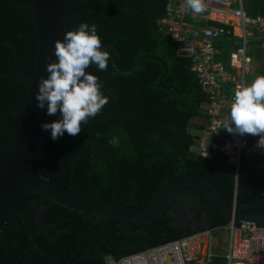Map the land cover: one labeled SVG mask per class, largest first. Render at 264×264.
<instances>
[{
	"label": "trees",
	"instance_id": "obj_1",
	"mask_svg": "<svg viewBox=\"0 0 264 264\" xmlns=\"http://www.w3.org/2000/svg\"><path fill=\"white\" fill-rule=\"evenodd\" d=\"M81 18L70 19L71 30L81 23L97 25L102 44L112 48L120 73L109 56L106 71L87 69L103 83L109 97L100 113L81 125L77 136L50 140L39 171L69 190L132 209L148 208L162 188L181 174H197L214 183L229 206L248 214H264V159L244 155L235 170L225 158L190 157L196 145L188 132L193 119H206L202 106L208 95L191 69V59L179 57L177 45L158 25L170 0H75ZM33 0H0V38L18 48L26 77L35 69L37 36ZM204 26L198 20L189 21ZM28 102L17 80L11 48L0 43V156L16 131ZM115 136L119 143H109ZM29 204L44 205L35 223L40 245L60 255L66 264H105L178 240L196 231L177 228L164 214L152 225L100 219L29 194ZM206 209L207 203L199 198ZM35 217V216H34ZM210 229L228 222L213 216ZM0 264H59L33 246L21 215H16L0 241Z\"/></svg>",
	"mask_w": 264,
	"mask_h": 264
},
{
	"label": "water",
	"instance_id": "obj_2",
	"mask_svg": "<svg viewBox=\"0 0 264 264\" xmlns=\"http://www.w3.org/2000/svg\"><path fill=\"white\" fill-rule=\"evenodd\" d=\"M71 3L80 7L84 2L33 0L37 59L34 72L30 77H26L23 73L17 46L7 38H0V43L8 45L13 52L17 80L26 89L28 96L27 105L23 109L12 140L0 156V241L14 217L21 215L28 228L34 248L40 254L54 259L59 264H66L60 255L43 248L38 242L33 205L27 201L29 194L38 195L60 206L100 219L106 218L144 225H152L164 214H167L171 219L169 213L173 207L177 204L181 207L186 206L190 196L196 194L198 200L199 198L205 200L212 218L216 215L228 223L264 227V214H248L234 209L222 199L214 183L194 173H184L173 178L162 188L153 203L142 210L83 196L75 189L69 190L39 171V165L51 140L49 132L41 130L40 125L56 120L59 114L48 116L44 110L38 109L34 95L39 79L47 76L46 64L56 60L52 52L53 42L62 40L64 33L71 30L70 19L81 18L85 14L75 11ZM170 5L176 6V0H170ZM101 46L109 51L114 67L123 74L133 72L144 60L160 63L164 68V74L159 83V86L161 85L167 72V66L162 60L152 56H143L131 68L125 69L119 65L111 47L103 44ZM178 56L188 58L184 52H178ZM207 108L208 104H204L201 109V113L205 116ZM205 126L206 119L197 118L190 122L188 132L195 143H198L203 136ZM197 153L198 148L193 147L190 157L195 158ZM171 223L174 225L172 219ZM212 223L213 220L204 230L210 229Z\"/></svg>",
	"mask_w": 264,
	"mask_h": 264
},
{
	"label": "built area",
	"instance_id": "obj_3",
	"mask_svg": "<svg viewBox=\"0 0 264 264\" xmlns=\"http://www.w3.org/2000/svg\"><path fill=\"white\" fill-rule=\"evenodd\" d=\"M169 6L159 27L191 59V69L199 85L208 95L206 126L199 142L198 153L204 158L219 155L237 170L240 157L255 155L264 159V150L256 148V140L247 142L240 136L226 134L227 119L236 89L247 85L251 59L247 54L254 33H264V18H250L242 10L241 0H202L205 11L195 14L185 9V0ZM228 18L238 22L241 34L234 41L228 64L217 60L216 42L233 35ZM198 20L204 26L189 21ZM208 23L212 25H207ZM235 209V206H233ZM264 264V227L228 223L226 226L199 230L184 237L120 260L112 257L105 264Z\"/></svg>",
	"mask_w": 264,
	"mask_h": 264
},
{
	"label": "clouds",
	"instance_id": "obj_4",
	"mask_svg": "<svg viewBox=\"0 0 264 264\" xmlns=\"http://www.w3.org/2000/svg\"><path fill=\"white\" fill-rule=\"evenodd\" d=\"M185 9L195 14L205 11L202 0H185ZM97 25L81 23L53 42L54 62L47 63V76L41 77L34 95L36 107L58 118L40 125L55 141L66 134L77 136L81 125L95 118L108 103L99 77L87 71L95 66L108 68L109 51L103 48ZM223 129L234 136L257 137L256 148L264 150V76H256L247 86L234 91ZM117 145L115 136L109 141Z\"/></svg>",
	"mask_w": 264,
	"mask_h": 264
},
{
	"label": "crops",
	"instance_id": "obj_5",
	"mask_svg": "<svg viewBox=\"0 0 264 264\" xmlns=\"http://www.w3.org/2000/svg\"><path fill=\"white\" fill-rule=\"evenodd\" d=\"M241 7L246 15L250 18H264V0H241ZM227 21L229 24L227 28L233 32V35L223 38L215 44L217 50L216 58L224 65L228 64L229 54L234 50L233 43L241 34L238 22L236 20L228 18ZM207 25L212 24L208 23ZM247 54L251 59V70L247 77L248 85L256 76H264V33H254L253 37L249 40ZM226 134L229 133L225 131V135ZM242 138L247 142H253L256 139V137L252 135H245Z\"/></svg>",
	"mask_w": 264,
	"mask_h": 264
},
{
	"label": "rangeland",
	"instance_id": "obj_6",
	"mask_svg": "<svg viewBox=\"0 0 264 264\" xmlns=\"http://www.w3.org/2000/svg\"><path fill=\"white\" fill-rule=\"evenodd\" d=\"M194 148H198L197 145ZM197 151V150H196ZM195 151V152H196ZM44 209V205L40 203L33 204V210L35 214L36 222H39V215ZM169 216L173 220L174 225L182 229L190 228L193 231L204 230L210 223L212 217L210 216V210H203L200 206L199 200L197 199L196 194H193L188 199V204L186 206H180L177 204L170 211ZM199 217L200 221L196 218Z\"/></svg>",
	"mask_w": 264,
	"mask_h": 264
},
{
	"label": "flooded vegetation",
	"instance_id": "obj_7",
	"mask_svg": "<svg viewBox=\"0 0 264 264\" xmlns=\"http://www.w3.org/2000/svg\"><path fill=\"white\" fill-rule=\"evenodd\" d=\"M34 203H38V202H34ZM34 203H33V204H34ZM199 203H200V202H199ZM33 204H32V205H33ZM40 204H41V203H40ZM42 205H43V204H42ZM200 206H201V205H200ZM201 207H202V206H201ZM202 209H203V210H206L207 208L204 209V208L202 207ZM196 219H197L198 221H200L199 217H197ZM211 220H212V219H211ZM186 230H191V231H193V230L190 229V228H186V229H184V231H186ZM198 231H199V230H198Z\"/></svg>",
	"mask_w": 264,
	"mask_h": 264
}]
</instances>
